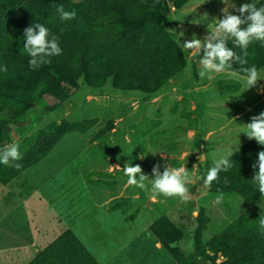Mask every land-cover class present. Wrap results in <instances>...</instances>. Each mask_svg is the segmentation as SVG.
Instances as JSON below:
<instances>
[{
    "label": "rangeland",
    "instance_id": "rangeland-1",
    "mask_svg": "<svg viewBox=\"0 0 264 264\" xmlns=\"http://www.w3.org/2000/svg\"><path fill=\"white\" fill-rule=\"evenodd\" d=\"M263 1L255 0L256 5ZM249 2L251 0H194L182 12L178 11L171 15L167 22L165 19V23H155L149 31L134 39L116 38L106 20L122 16L124 13L117 9L102 8L74 27L70 33L78 42L88 44L96 56H108L125 63H145L147 49L163 44L166 34L176 35L180 46L194 37L203 43L205 37L211 34L216 22L223 18L225 8L231 14L239 15L236 9L241 4ZM138 12L141 11L134 14ZM230 48L234 52L237 50L236 47ZM202 54L203 49L199 55H192L189 52L185 53V57L188 61V57L199 59L202 58ZM193 69L191 65L185 72L190 73L192 78L199 74ZM234 80L241 84V89L236 92L228 91L229 94H220L218 90L213 92L216 82L214 83L210 94L216 95V98L213 97L215 104L220 102L223 106V101H229L233 109L238 110L248 104V101L256 99L252 88L248 89L245 81ZM182 81L191 85V80L185 75ZM76 82L79 88L83 86L80 80ZM112 87L107 83L104 90L93 91L97 96V100L94 101L87 98L92 90L83 86L57 111L47 114L37 122L24 136L19 137L15 129L11 130L14 144L18 145L23 141L35 142L34 138L41 131L53 129L58 124L63 125L64 134L53 148L52 154L23 172L18 183L31 190V187L38 184L45 185L46 180L55 176L59 179L57 186H63V192H68L66 196L70 205L72 196L75 202L79 196H85L86 189L79 190L80 187H97L95 193L92 191L96 200L92 201L104 202L108 211L119 215L123 222L136 221V227L142 230L146 223L150 225L161 220L159 233L162 236L169 235L167 240L175 241L171 242V247H175L172 254L178 260L182 258L187 264H193L191 257L198 256L206 257L205 264H226V259L232 252L225 248L226 241L218 238L228 231L233 233L234 221L246 215L249 208L247 209L245 201L236 195L215 194L212 185L205 188L203 183L208 169L214 166L217 160L221 158L231 160L233 149L242 147L243 139H234L232 145H227L228 141L223 138L236 135L238 122L228 125L224 131H215L212 134L207 128L220 126V120L207 121L205 124L197 125V128L194 127L197 120L191 118L190 111L193 109L190 110L187 100L181 103L182 108L180 104L169 105L166 100L151 104L147 102L148 96H140L138 91H127L122 92L123 95H117L112 92ZM206 92L207 90L192 89L190 96L201 98ZM262 106L263 104H258L241 123L250 121L253 116L264 112ZM175 111L177 113H174ZM82 121H87L91 126L85 133L73 128L76 123ZM220 138L222 139L219 140ZM258 148L264 151V146ZM200 156H203L202 160L199 159ZM127 162L141 167L143 174L149 178V181L145 182L148 190L127 184L128 178L122 169ZM157 164L160 165L161 174L166 165L176 168L184 166L188 169L191 183L187 187L191 199L182 201L179 198H165L151 191L152 169ZM241 170L243 174L251 177H254L257 171L253 168V163L244 165ZM220 182L223 183L224 180ZM27 201L30 204L47 203L42 194L38 192L36 194L35 191H32ZM252 208L264 219V198ZM216 240L221 243L216 244ZM215 254L216 261L213 260Z\"/></svg>",
    "mask_w": 264,
    "mask_h": 264
},
{
    "label": "trees",
    "instance_id": "trees-1",
    "mask_svg": "<svg viewBox=\"0 0 264 264\" xmlns=\"http://www.w3.org/2000/svg\"><path fill=\"white\" fill-rule=\"evenodd\" d=\"M105 1L0 0V68L7 67L6 72L0 71V151L14 144L12 129L16 130L19 137L24 136L47 114L59 109L78 90L77 80L94 89L104 87L110 82L116 90L138 91L142 96L151 97L164 86L170 85L185 70L188 61L176 35L166 34L163 44L148 48L145 63H125L108 56H96L88 44L78 42L70 33L71 30L86 20ZM140 2L144 12L106 21L116 38L133 39L150 28L154 22L164 21L170 14L167 0ZM175 4L179 7L183 3L175 1ZM60 5L65 11H75V19L62 21L57 12ZM256 6H264V1ZM34 23H41L49 30L50 35H56L62 49L61 55L52 57L50 64H43L35 69L30 68V57L23 51L24 30ZM228 47H236L232 39H229ZM236 48L235 53L246 59L247 63L239 65L235 59L230 61L232 71L252 66L259 71L264 67V42L254 41L250 44L246 56L239 47ZM230 82L229 90L240 89L238 82ZM62 126L58 124L53 129L41 131L34 138L35 142L19 143L22 158L10 161L8 165L0 164V183L8 184L21 172L47 158L64 134ZM73 128L85 133L91 126L87 121H82L76 123ZM259 146L254 140L230 160L232 167L227 172L219 173L218 182L212 183L215 194H234L249 205L246 215L234 221V232L228 231L218 238L225 240V248L232 252V255L227 257L226 264H235L239 259H243L247 264H264V229L260 226L262 218L252 208L264 197L256 193L258 187L252 182L253 176L245 175L241 170L244 165L257 161L261 151ZM17 164L20 167H16ZM221 180L224 182L221 183ZM160 224L161 220L151 227V231L165 248H173L171 242L175 241L167 240L169 235L167 237L159 233ZM220 243L216 240V244ZM196 258L198 256L191 257L193 264H205L207 260L202 257L199 258L202 261L198 262L195 261L199 260ZM216 259L217 254L213 260ZM176 260L179 264H187L182 258Z\"/></svg>",
    "mask_w": 264,
    "mask_h": 264
},
{
    "label": "crops",
    "instance_id": "crops-1",
    "mask_svg": "<svg viewBox=\"0 0 264 264\" xmlns=\"http://www.w3.org/2000/svg\"><path fill=\"white\" fill-rule=\"evenodd\" d=\"M167 1L170 6V14L165 22L171 15L186 9L188 4L194 0ZM175 1L183 4L178 7ZM142 6L140 0H106L98 9H117L124 14L114 18H121L139 14V12L134 14L136 11L144 12L145 9ZM127 13L132 15H127ZM165 22H154V24ZM150 28L142 31L139 35L149 31ZM201 59H189L188 57L185 70L169 86H164L156 94L148 97L147 102L157 104L161 100H166L169 105L180 104L182 108L181 103L187 100L190 110L193 109V111L189 110L191 118L197 120L194 127L197 128V125L205 124L207 121L220 120V126L207 128L210 130L209 133L212 131V134L215 131H224L228 125L238 122L236 135L223 137L225 141H228L227 145H232L234 139H243L242 147L233 149L232 159L254 141L249 140L244 134L246 129L243 125L251 123V119L245 123L241 122H244V117L258 104H263L261 108L264 111V91L258 92L256 87H252V93L256 99L248 101V104L241 106L238 110L233 109V105L229 101H223V106L220 102L215 104L213 97L216 98V95L210 94L214 83L216 82L213 92L218 90L220 94H229L236 92L229 90V82L237 81L225 73L213 74L212 79H209L207 75L200 78L199 74H196L193 77L195 81H193L192 75L185 72L191 65L194 67L193 70H197L198 73L202 71ZM184 75L191 80V85L182 81ZM259 75L262 80L258 81V85L264 86V68L259 70ZM83 86H80L75 93H78ZM87 88L92 90L88 93L87 98L95 101L97 96L93 91L104 90L105 86L98 89ZM192 89L194 91L207 90V92L205 96L195 98L190 96ZM112 90L117 95H123L122 91L116 90L114 87ZM253 95L251 94V97ZM179 114L182 115L183 112H179ZM23 172L8 184L0 183V264H179L171 250L175 247L165 248L151 231V227L155 223L150 225L146 223V226L140 230L136 227V221L125 223L119 215L110 213L104 202L92 201L96 200L92 191L95 193L98 190L97 187H80L79 190L86 189L85 196H79L77 202L72 196L70 205L68 196H66L68 192H63V186H57L59 179L55 176L46 180L45 185L38 184L31 187L30 190L18 183V180L21 181L20 176ZM32 191L42 194L47 203H28L27 200L30 199ZM256 193L259 191L257 190ZM245 205L248 209L249 205L246 203ZM235 264L247 263L243 259H239L235 261Z\"/></svg>",
    "mask_w": 264,
    "mask_h": 264
},
{
    "label": "clouds",
    "instance_id": "clouds-1",
    "mask_svg": "<svg viewBox=\"0 0 264 264\" xmlns=\"http://www.w3.org/2000/svg\"><path fill=\"white\" fill-rule=\"evenodd\" d=\"M236 10L239 15H233L225 8L223 18L216 22L215 27L211 29V34L205 37L203 43L194 37L181 46L185 53L190 52L192 55H199L203 49L200 60L203 70L199 72L200 78L207 75L209 79H212L213 74L225 73L230 78L245 81L248 89L256 87L258 92L264 91V86L258 85V81L262 79H260L259 71L255 66L244 67L239 71L231 70L230 61L235 59L239 65H245L247 60L228 47V41L232 39L234 45L239 47L246 56V50L250 44L254 41L264 42V6L258 8L255 0H251L249 3L241 4ZM57 12L62 21H70L76 17L75 11H65L62 5L57 7ZM23 51L30 57L29 66L33 69L43 64H50L52 57L62 53L58 37L54 34L50 35L49 30L41 23H34L24 30ZM0 71L6 72L7 67L0 68ZM243 126L246 129L244 134L249 140H255L260 146H264V112L253 116L251 123ZM21 158L17 144L8 145L5 150L0 151V164L8 165L10 161ZM199 159L202 160L203 156H200ZM16 167H20V165L17 164ZM231 167L232 163L228 158L217 160L214 166L208 169L203 186L210 187L214 181H218L221 171L227 172ZM159 168L160 165L157 164L152 169L153 179L150 183L151 191L154 194L162 195L165 198H179L182 201L191 199V193L187 187L191 183V177L186 167L176 168L166 165L162 174ZM253 168L257 171H255L252 182L257 185L260 195L264 197V151L258 153V159L253 164ZM122 169L128 178V185L148 190V185L145 182L149 181V178L143 174L139 165L133 166L132 163L127 162ZM225 183H227V179H225ZM260 226L264 229V219L260 220Z\"/></svg>",
    "mask_w": 264,
    "mask_h": 264
},
{
    "label": "water",
    "instance_id": "water-1",
    "mask_svg": "<svg viewBox=\"0 0 264 264\" xmlns=\"http://www.w3.org/2000/svg\"><path fill=\"white\" fill-rule=\"evenodd\" d=\"M151 204V202H149Z\"/></svg>",
    "mask_w": 264,
    "mask_h": 264
}]
</instances>
